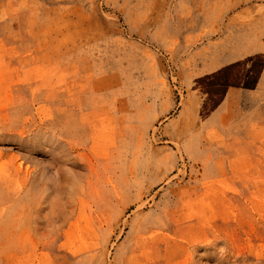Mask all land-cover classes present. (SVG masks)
Segmentation results:
<instances>
[{"label": "rangeland", "instance_id": "374dc122", "mask_svg": "<svg viewBox=\"0 0 264 264\" xmlns=\"http://www.w3.org/2000/svg\"><path fill=\"white\" fill-rule=\"evenodd\" d=\"M0 264H264V0H0Z\"/></svg>", "mask_w": 264, "mask_h": 264}, {"label": "bare ground", "instance_id": "6f19581e", "mask_svg": "<svg viewBox=\"0 0 264 264\" xmlns=\"http://www.w3.org/2000/svg\"><path fill=\"white\" fill-rule=\"evenodd\" d=\"M151 243V242H150Z\"/></svg>", "mask_w": 264, "mask_h": 264}]
</instances>
